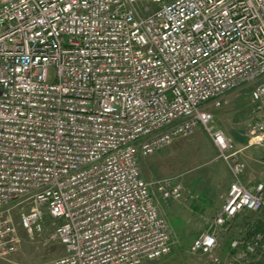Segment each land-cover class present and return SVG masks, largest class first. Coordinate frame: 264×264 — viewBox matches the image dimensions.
<instances>
[{
  "label": "built area",
  "instance_id": "built-area-1",
  "mask_svg": "<svg viewBox=\"0 0 264 264\" xmlns=\"http://www.w3.org/2000/svg\"><path fill=\"white\" fill-rule=\"evenodd\" d=\"M256 82L247 129L264 146V0H0V258L24 234L64 254L39 264H141L171 251L139 159L201 126L231 172L223 204L192 241L213 264L219 230L242 211L264 214V181L248 188L239 149L209 106ZM264 256L262 232L231 248Z\"/></svg>",
  "mask_w": 264,
  "mask_h": 264
},
{
  "label": "rangeland",
  "instance_id": "rangeland-1",
  "mask_svg": "<svg viewBox=\"0 0 264 264\" xmlns=\"http://www.w3.org/2000/svg\"><path fill=\"white\" fill-rule=\"evenodd\" d=\"M255 84L253 82L231 90L227 93L224 105L216 108L209 106L208 110L213 115L212 125L220 128L239 149L238 156L247 165L248 173L264 178V146L250 144L251 137L247 136L248 127L256 124L260 117L258 106L250 96ZM139 168L142 178L147 182L171 178L174 183L181 185L182 191L178 199H163L160 192L153 188L160 213L167 218L170 226L172 246L168 254L141 264H213L207 255L192 252L190 246L193 239L206 230L219 214L232 176L207 132L199 126L192 134L176 138L155 154L140 158ZM175 215L180 218L177 219ZM241 216L219 230V257L223 260L225 256L235 258L240 255L241 264H264V256L229 247L230 240L236 236L250 240L262 232L261 218L244 215L247 220L241 222ZM51 222L52 219L47 215L44 232L33 240L21 234L18 251L0 258V264H39L44 259L63 255V245L49 239Z\"/></svg>",
  "mask_w": 264,
  "mask_h": 264
},
{
  "label": "crops",
  "instance_id": "crops-1",
  "mask_svg": "<svg viewBox=\"0 0 264 264\" xmlns=\"http://www.w3.org/2000/svg\"><path fill=\"white\" fill-rule=\"evenodd\" d=\"M264 163V162H263ZM242 181L243 183L248 187V188H252L254 186V184L258 181H264V178L261 177H257V176H253L251 174L248 173V168L247 165L245 166V170L242 174ZM227 191V190H226ZM220 209V208H219ZM175 217L178 219L180 218L178 215H175ZM189 219H192L191 217H189ZM188 219V220H189ZM199 220V219H198ZM191 221V220H189Z\"/></svg>",
  "mask_w": 264,
  "mask_h": 264
},
{
  "label": "trees",
  "instance_id": "trees-1",
  "mask_svg": "<svg viewBox=\"0 0 264 264\" xmlns=\"http://www.w3.org/2000/svg\"><path fill=\"white\" fill-rule=\"evenodd\" d=\"M241 215H243V216H241ZM246 215H255L256 217H259V218H261L262 219V221H263V225L262 226H264V214L262 213V212H254V211H244V212H241V213H239V214H237L232 220H235L238 216H241L242 218H243V220L241 221V222H246V218H244ZM231 222V221H230ZM234 222V221H233ZM237 238H239V239H241V240H243L244 242H246L247 240H246V238L244 237V238H242V237H239V236H236ZM235 238V237H234ZM234 238H232V239H234ZM231 239V240H232ZM231 240H230V243H229V247L231 248ZM242 247H243V245H241V246H239L237 249H232V250H240V249H242ZM201 253V252H200ZM205 255V254H204Z\"/></svg>",
  "mask_w": 264,
  "mask_h": 264
},
{
  "label": "bare ground",
  "instance_id": "bare-ground-1",
  "mask_svg": "<svg viewBox=\"0 0 264 264\" xmlns=\"http://www.w3.org/2000/svg\"><path fill=\"white\" fill-rule=\"evenodd\" d=\"M245 211H248V210H245ZM242 212H244V211H242Z\"/></svg>",
  "mask_w": 264,
  "mask_h": 264
}]
</instances>
